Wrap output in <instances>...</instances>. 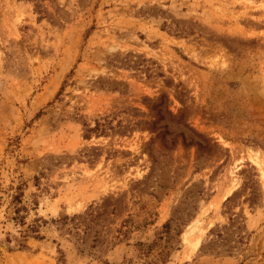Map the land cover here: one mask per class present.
<instances>
[{
    "label": "rangeland",
    "instance_id": "rangeland-1",
    "mask_svg": "<svg viewBox=\"0 0 264 264\" xmlns=\"http://www.w3.org/2000/svg\"><path fill=\"white\" fill-rule=\"evenodd\" d=\"M263 176L264 0H0V264H264Z\"/></svg>",
    "mask_w": 264,
    "mask_h": 264
},
{
    "label": "trees",
    "instance_id": "trees-1",
    "mask_svg": "<svg viewBox=\"0 0 264 264\" xmlns=\"http://www.w3.org/2000/svg\"><path fill=\"white\" fill-rule=\"evenodd\" d=\"M21 194H17L16 196H14L12 198V201H11V205L13 206V209H14V215L15 217L13 218V220H15L20 226H23L24 225V219L22 216H20V212L25 210V208L23 206H21ZM37 232L35 230V227L33 225L31 226H27V228L23 231H20V238L22 239H25L28 237V234H33ZM39 236H36V238H38ZM22 245V243L20 242V246ZM165 263V262H162V264Z\"/></svg>",
    "mask_w": 264,
    "mask_h": 264
},
{
    "label": "bare ground",
    "instance_id": "bare-ground-1",
    "mask_svg": "<svg viewBox=\"0 0 264 264\" xmlns=\"http://www.w3.org/2000/svg\"><path fill=\"white\" fill-rule=\"evenodd\" d=\"M221 142V141H220ZM223 143V142H222ZM264 178V176H263ZM198 225H199V222H195L193 227L191 228V232L194 230V229H197L198 228ZM197 231V230H196ZM190 234V233H189ZM199 246V240H196L195 243L193 244V248L196 249L197 247Z\"/></svg>",
    "mask_w": 264,
    "mask_h": 264
}]
</instances>
